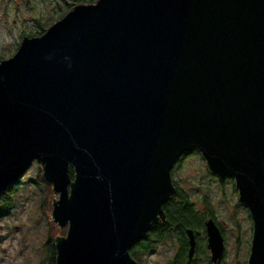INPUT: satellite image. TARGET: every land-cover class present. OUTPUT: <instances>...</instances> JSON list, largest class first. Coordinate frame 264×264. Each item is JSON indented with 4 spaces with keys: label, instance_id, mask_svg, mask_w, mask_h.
I'll list each match as a JSON object with an SVG mask.
<instances>
[{
    "label": "water",
    "instance_id": "1",
    "mask_svg": "<svg viewBox=\"0 0 264 264\" xmlns=\"http://www.w3.org/2000/svg\"><path fill=\"white\" fill-rule=\"evenodd\" d=\"M193 151L234 179L264 264V0L79 4L0 62V193L42 165L56 264H138Z\"/></svg>",
    "mask_w": 264,
    "mask_h": 264
},
{
    "label": "rangeland",
    "instance_id": "2",
    "mask_svg": "<svg viewBox=\"0 0 264 264\" xmlns=\"http://www.w3.org/2000/svg\"><path fill=\"white\" fill-rule=\"evenodd\" d=\"M96 1L93 0L92 3ZM11 2L13 3L14 0L6 3L0 0V43H4L1 46L2 52L10 43L7 41L10 31L4 21L6 19L11 21L16 13L14 5L9 4ZM75 2L77 0H29V8H21L17 13L29 20L40 19L47 30L62 19L70 11L67 9ZM90 3L85 0L78 4ZM5 10L8 12L7 15L4 13ZM32 27L33 23H31ZM42 173V165L34 161L20 178L23 182L19 183L15 192L16 203L11 215L0 221V234L3 236L0 243V264H56V238L67 234L68 225L60 227L52 218L53 204L55 199L59 198V194L54 192L56 196L53 198L50 190L47 187L44 188L45 182L41 187L30 182V179L38 174L42 176ZM173 177L179 188L186 191L189 202L195 210L204 211L206 207H209L218 221L224 223L227 248L221 264H248L245 260L247 257L249 260L251 253L249 251L253 232L252 238L250 233L253 229L248 227L252 218L250 219L248 211L246 212L239 205L241 202L235 181H224L220 184L207 169L205 160L198 151L184 157L179 167L173 171ZM42 180H44L43 176ZM246 241L248 242L245 248ZM165 246L154 245L149 252L138 254L139 262L167 264L166 256L169 254H164L167 251L164 249Z\"/></svg>",
    "mask_w": 264,
    "mask_h": 264
},
{
    "label": "flooded vegetation",
    "instance_id": "3",
    "mask_svg": "<svg viewBox=\"0 0 264 264\" xmlns=\"http://www.w3.org/2000/svg\"><path fill=\"white\" fill-rule=\"evenodd\" d=\"M1 1H4L6 3L11 0H1ZM78 3L79 2L77 0V2L73 3V5H71V7H69L67 10H72L76 5H79ZM9 4L14 5L16 13L11 21L7 19L4 21L5 22L4 24L7 26V28L10 31L7 40L10 41V43L7 44V49L4 52H2L1 49V46H3L4 43H0V62L12 57L19 49L24 39L39 37L47 31L45 30L46 25L42 23L40 19L37 20L35 18L34 20H29L27 19V17H24V15L21 17L19 13H17L21 8L22 9H24V7L29 8V0H21V1L14 0L13 3L11 2ZM4 13L5 15H7L8 14L7 10H5ZM31 23H33L32 28H31ZM10 53L12 54L10 55ZM188 155L180 157L171 170V177L173 184L176 188V193L168 201L174 203L184 202L185 203L184 206H186V208L185 209L183 208L181 212H177L176 214H174L173 216L174 221H171L170 211L168 210V208L170 207L166 206L168 202L164 204V219H161L159 222L151 226V228L148 231L147 238L142 240L144 242L146 241L147 243H149L148 247L147 245H143V248L145 246L147 248L145 247V250L140 251V253L145 254L149 252V250L154 245L161 244L162 247L166 245L164 249H166L167 251H165L164 254L166 255L169 254V256H166L167 264H221V260L224 258L225 250L227 248V236L223 226L224 223L218 221L216 216L213 214V211L209 207H206L204 211L195 210L194 206L189 202L188 194L186 193V191L179 188L175 178L173 177V171L179 167L181 161H183L184 157ZM213 176L216 179H218L220 184L224 183V181L234 182L233 178H228V177L220 178L219 176L214 174ZM239 205L246 212L248 211L247 214L251 219V215L248 208L245 207L242 203L241 204L239 203ZM210 220H213L215 226L218 228L222 236V245H223L222 255L221 258L216 262L212 261V249L209 246V240H208L207 222ZM252 223L253 222L251 220L248 229L251 230L253 229ZM252 232L253 231H251L250 233L251 236L250 238H252ZM248 241H246L245 248L247 246ZM191 242H193V244H191ZM191 251L192 254H190ZM247 258L245 262L248 261ZM240 260H242V258ZM138 264L141 263L138 262Z\"/></svg>",
    "mask_w": 264,
    "mask_h": 264
},
{
    "label": "trees",
    "instance_id": "4",
    "mask_svg": "<svg viewBox=\"0 0 264 264\" xmlns=\"http://www.w3.org/2000/svg\"><path fill=\"white\" fill-rule=\"evenodd\" d=\"M84 1L85 0H78V2H80V3L84 2ZM87 1H90L91 3L93 2V0H87ZM188 154H190V153L183 154L181 157H183L185 155H188ZM37 168H38V166H37ZM69 173H70L71 176L73 175V170L71 168H70V172ZM22 182H23V180H20V181L18 180V182L12 184L8 188H6L3 192L0 193V221L5 219V218H7V217H9L11 215L12 209L15 206V203H16L15 192L17 190V187H18L19 183H22ZM30 182L33 183L36 186L41 187V185H43V183L45 181L42 180V176L40 174H38L37 176H35L32 179H30ZM45 187H47L50 190L51 196L54 198L56 195L54 193V190H53L52 186L45 182L44 188ZM184 204H185L184 202H179V203L168 202L167 203L166 206L170 207V208H168V210L170 211V220L171 221H174L173 220L174 214H176L177 212H181L183 208L184 209L186 208V206H184ZM1 209H3V211H1ZM182 222H183V220H182ZM2 240H3V236H2V234H0V243L2 242ZM148 244L149 243H147L146 241L145 242L142 241V242L134 245L133 247H131L130 250H129L131 256L136 261L139 262L137 256H138V254H140V251L145 250L146 246L143 248V245H147V247H148Z\"/></svg>",
    "mask_w": 264,
    "mask_h": 264
}]
</instances>
